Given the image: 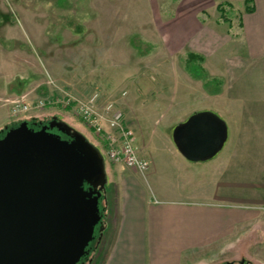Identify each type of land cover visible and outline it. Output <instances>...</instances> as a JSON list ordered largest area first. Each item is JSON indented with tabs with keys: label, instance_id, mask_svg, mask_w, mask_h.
<instances>
[{
	"label": "rangeland",
	"instance_id": "1",
	"mask_svg": "<svg viewBox=\"0 0 264 264\" xmlns=\"http://www.w3.org/2000/svg\"><path fill=\"white\" fill-rule=\"evenodd\" d=\"M221 1L225 0H216V4ZM188 2L0 0V136L23 121L30 126L37 121L36 128H40L57 117L102 147L95 131L71 107L58 103L34 108L39 99L51 96L86 100L98 92L102 103L114 101L123 111L139 155L150 163L143 174L105 158L101 222L115 190L112 181L127 172L137 173V180L150 197L153 191L156 193L155 205L164 202L165 197L191 199L185 192H181L182 196L174 195L184 184L183 171L173 156L179 149L174 131L192 112H214L201 109L211 104L220 85H206L203 73L207 79L215 77L205 68L204 60L201 65L205 72L200 71L201 76H195L186 67L189 50L180 40L188 27L183 29L179 23L185 20L187 26L192 24L193 20L184 14ZM233 2L231 25L221 19L217 5L196 9L194 18L221 31L238 30L239 9L244 4ZM13 100H24L31 109L14 115ZM54 132L68 138L57 128ZM262 220L261 226L264 217ZM101 225L96 226L90 253L81 264L92 263L102 236ZM246 227L247 223L240 229ZM251 244L246 241L243 246L238 245L236 253L225 252V246L198 250L190 264L238 263L242 259L248 264H264L262 259L248 256Z\"/></svg>",
	"mask_w": 264,
	"mask_h": 264
},
{
	"label": "crops",
	"instance_id": "2",
	"mask_svg": "<svg viewBox=\"0 0 264 264\" xmlns=\"http://www.w3.org/2000/svg\"><path fill=\"white\" fill-rule=\"evenodd\" d=\"M238 1L244 4L238 30L221 31L194 18L196 9L216 0H189L184 14L192 24L179 23L188 27L180 42L222 80L211 104L201 109L214 110L225 123L222 148L200 160L174 151L184 182L174 195L185 192L191 199L164 196L155 205L156 193L148 195L137 173L111 180L115 190L90 264H190L195 251L225 246L236 253L246 241L252 243L248 256L264 261V0H253L252 12Z\"/></svg>",
	"mask_w": 264,
	"mask_h": 264
},
{
	"label": "water",
	"instance_id": "3",
	"mask_svg": "<svg viewBox=\"0 0 264 264\" xmlns=\"http://www.w3.org/2000/svg\"><path fill=\"white\" fill-rule=\"evenodd\" d=\"M226 136L225 123L212 112L195 113L174 131L191 160L216 154ZM105 181L102 151L57 117L37 129L23 121L6 130L0 136V264H79L101 224Z\"/></svg>",
	"mask_w": 264,
	"mask_h": 264
},
{
	"label": "built area",
	"instance_id": "4",
	"mask_svg": "<svg viewBox=\"0 0 264 264\" xmlns=\"http://www.w3.org/2000/svg\"><path fill=\"white\" fill-rule=\"evenodd\" d=\"M64 103L71 107L75 114L80 117L91 129H93L102 142L99 146L105 158L114 163H122L128 168L145 173L150 166L147 159L139 155L135 144L133 131L125 122L123 111L116 106L114 101L102 103L98 92L93 93L86 100H78L72 97L51 96L39 99L35 109L56 106ZM12 112L18 115L31 109L24 100L12 101Z\"/></svg>",
	"mask_w": 264,
	"mask_h": 264
},
{
	"label": "trees",
	"instance_id": "5",
	"mask_svg": "<svg viewBox=\"0 0 264 264\" xmlns=\"http://www.w3.org/2000/svg\"><path fill=\"white\" fill-rule=\"evenodd\" d=\"M233 8H234L233 4L230 1L225 0V1H221L217 4V9L221 14L220 15L221 19L223 21L229 22L230 24H232L231 18H230V13H231V9H233ZM253 10H254L253 0H245V11L246 12H252ZM241 16H242V12L239 13V19L240 20H241ZM203 60H204V57L202 55L195 53V52H192V51H189L188 57L186 59V61H187L186 67L195 76H198V75L201 76L199 74V72L204 70L202 65H201V62H203ZM203 72H205V71H203ZM203 76H204L203 78H206L205 81H206V85L208 87H212L216 83V84L220 85L219 89L216 91L218 92L220 90L221 83H222L221 79H219V78L207 79V76L204 75V73H203ZM101 214H102V212H101ZM101 223H103V222H101Z\"/></svg>",
	"mask_w": 264,
	"mask_h": 264
},
{
	"label": "flooded vegetation",
	"instance_id": "6",
	"mask_svg": "<svg viewBox=\"0 0 264 264\" xmlns=\"http://www.w3.org/2000/svg\"><path fill=\"white\" fill-rule=\"evenodd\" d=\"M46 123H44V124H42V125H45ZM38 123H37V121L36 122H33V126L32 127H34V128H36V127H38ZM42 125H40V126H42ZM37 129V128H36ZM54 129L55 128H53V129H50L51 131H54ZM85 258V257H84ZM84 258L82 259V261L79 263V264H81L82 262H84ZM242 260H244V259H242ZM246 262H247V260H245Z\"/></svg>",
	"mask_w": 264,
	"mask_h": 264
}]
</instances>
